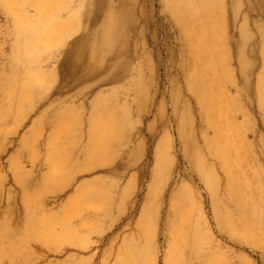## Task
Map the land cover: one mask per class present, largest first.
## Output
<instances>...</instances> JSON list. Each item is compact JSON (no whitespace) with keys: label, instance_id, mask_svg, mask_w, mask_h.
<instances>
[{"label":"bare ground","instance_id":"bare-ground-1","mask_svg":"<svg viewBox=\"0 0 264 264\" xmlns=\"http://www.w3.org/2000/svg\"><path fill=\"white\" fill-rule=\"evenodd\" d=\"M5 2L13 5L17 0ZM50 2L20 0L22 16L16 17L19 23L16 32L23 39L15 45L18 49L15 65L0 82V130L15 113L23 114L34 101L47 98V89L55 74L51 72L58 68L64 75L60 88L67 89L68 93L84 83L101 84L100 77L105 72L110 76L104 85L121 77L113 69L122 61L126 46L123 22L114 17L97 40L89 43V38L82 36L64 59L58 61V68L53 66L51 72L47 70L56 55L45 59L49 52L45 39L53 38L62 19L61 8L48 10L43 4L55 7V2L58 5L66 2L70 20L78 23L81 18L71 6L72 0H55L52 5ZM121 2L124 8L128 5L131 13L147 18L144 9H136L140 0ZM161 2L177 33L178 51H171V57L175 53L181 59L179 69L185 83L184 87L172 90L173 112L178 119L177 144L182 162L188 166L179 172L198 183L201 190L196 193L189 184L180 182L172 188L166 213L161 211L164 187L175 163L170 150L174 144L169 143L168 136L156 150L154 186L149 195L151 205L143 210L135 235L122 243L114 258L109 253L104 264H157L160 241L164 247V264H251L246 256L235 253L228 242L241 249L264 251V0ZM31 7L35 9L33 13L28 10ZM130 17H125L126 23ZM83 18L89 24L97 20L94 13L88 12ZM135 21L134 18L132 22ZM150 21H136L140 50L136 52L137 77L132 83L133 90H126L120 99L114 90L96 99L95 122L81 149L85 163L76 164L68 154L79 141L73 131L79 130L81 120L73 119L74 116L56 125L51 123L54 132L47 142L48 154L44 160L47 170L41 180L13 162L15 177L26 193L24 239L36 235L40 243L56 250L65 244L77 243L78 237L66 230L68 223L42 216L40 204H45L44 194L58 192L69 183L62 179L66 178L68 165L75 164L76 170L81 167L92 170L96 164L128 147L130 134L126 121L130 110L147 113L156 98L153 55L144 53ZM116 23L115 30L112 24ZM25 61L31 65L26 73L20 74L17 65ZM105 61L110 63L109 68L103 66ZM43 82L48 83L45 88H41ZM46 110L40 112L41 117ZM158 111L162 113L161 108ZM66 113H71L70 109ZM20 120L16 119L15 123L20 124ZM166 126L164 121L163 127ZM58 128L63 130L62 138L56 132ZM37 136L38 132H31L23 138V152L34 146ZM130 154L134 155L132 149ZM117 168H129L127 157L121 158ZM112 173L117 175L116 170ZM106 185L102 179L81 184L76 196L78 200L86 195L102 200L100 214L107 215L114 204V189L112 185L103 188ZM206 202L219 240L212 236L202 212ZM13 239L7 227L0 228V263L5 259L14 261L23 254V245Z\"/></svg>","mask_w":264,"mask_h":264},{"label":"rangeland","instance_id":"rangeland-1","mask_svg":"<svg viewBox=\"0 0 264 264\" xmlns=\"http://www.w3.org/2000/svg\"><path fill=\"white\" fill-rule=\"evenodd\" d=\"M41 1L44 0H34ZM51 5L55 0H50ZM20 0L15 4H6L5 0H0V82L5 75L10 72V68L15 65L14 58L18 53L15 45L23 39L16 32L19 23L16 17L22 16V8L19 7ZM30 4V2H29ZM121 0H72V5L76 12L80 13L81 18L78 23L70 20L68 14L70 7H66V2L61 4L54 3L55 7L47 4L43 8L48 10L60 9L61 22L53 38L45 39V44L49 48L46 58L56 55V59L49 64V72L53 66L58 68V61L64 59L67 52L72 48L73 43L82 36L89 38V43L94 42L99 37V33L110 25L112 18L120 19L122 24V34L124 36L125 54L122 61L114 67V72L121 77L108 84H102L107 76L102 74L99 82L84 83L72 92L60 88L64 80L59 68L54 70L53 80H51L47 95L42 102L34 101L30 109L25 113H15L0 130V228L7 227L9 237H13L15 243L22 246L23 254L14 258L3 260L0 264H57L68 262V264H104L106 256L110 253L114 258L125 241H129L135 235L138 223L143 216V210L152 201L149 195L153 188V170L156 165V150L158 145L164 142L169 136V143L174 144L170 148L175 156V163L169 170V178L164 187L161 198V211L166 213L169 208L170 194L172 188L178 186L180 182H186L197 193L201 190L199 184L184 178L180 170L188 168L182 162L181 152L177 144V125L178 119L173 112L172 90L184 87L185 83L181 77V59L175 54L177 48V33L171 24L170 15L164 10L161 0H140L138 9H144L147 18L139 17L136 13H131L127 7L124 8ZM129 4V3H127ZM130 5V4H129ZM72 8V7H71ZM27 10V9H26ZM31 13L34 7L28 9ZM98 11V13H96ZM88 12L96 15L94 24H89L83 18ZM131 17H130V13ZM129 19L125 22V17ZM139 22H146L149 36L146 39L144 53L151 54V63L154 67L156 98L153 100L151 108L147 113H139L134 109L130 110L127 117L128 133L130 143L126 149L120 150L115 155H111L107 160L96 164L94 169L80 168L76 170V165H68L65 169L64 181L69 183L60 191L47 193L45 204H40L43 208L42 216H52L60 221L68 223L66 230L70 235H76L78 241L73 245H62L57 248L40 243L34 238L24 239L26 215L24 203L26 193L20 184L12 167L13 162H17L24 171L33 174L36 180H41L42 174L47 170L44 162L48 154L47 142L53 135L51 123H62L69 117L80 118L81 124L75 133L78 144L71 147L68 154L76 164L85 163L84 145L89 138L91 125L95 122L94 107L98 105L96 99L101 94L105 95L110 91H117L118 99L124 97L126 90H133V81L137 77V56L139 48V23L132 22L133 19ZM124 20V21H123ZM112 27L118 28L117 23ZM116 30V29H115ZM155 37V42L153 36ZM171 51L175 52L171 57ZM107 59V57L105 58ZM40 59L37 61L39 62ZM31 62L25 61L17 65L16 70L20 74L27 72ZM105 68L110 67V63L104 62ZM104 68V69H105ZM49 82V81H48ZM47 82L41 84L45 88ZM46 108L44 116L40 112ZM161 108V111H158ZM71 113H66V110ZM16 119H21L20 124H16ZM164 121L167 122L166 128L163 127ZM131 127V128H130ZM130 128V130H129ZM130 131V132H129ZM31 132H38L37 141L34 146L23 152L22 140ZM60 138L64 136L62 128H58ZM73 138H70L71 140ZM172 144H170L171 146ZM134 153L132 156L131 153ZM127 157L129 168L125 170L117 168L121 163V158ZM72 168V170H71ZM116 170L117 175L112 171ZM56 172V170H55ZM102 179L105 187L112 185L113 188V207L107 215L100 214L102 200L90 199L89 195L84 198L76 196V189L79 185H85L93 180ZM31 197H36L31 194ZM76 198V199H75ZM34 199V198H32ZM200 201V200H199ZM32 202V201H31ZM39 205V204H38ZM203 206V207H202ZM202 212L209 222V230L215 240L220 237L217 234L212 215L206 206L202 205ZM32 226V225H31ZM10 229V230H9ZM27 235V234H26ZM17 240V241H15ZM1 242V241H0ZM229 247L237 254H242L248 258L251 264H264V251L255 248L241 249L239 245L228 242ZM164 247L160 241V249L157 264L163 263Z\"/></svg>","mask_w":264,"mask_h":264}]
</instances>
